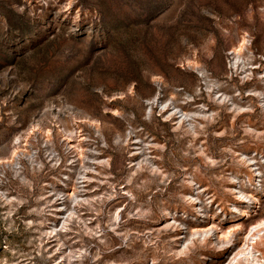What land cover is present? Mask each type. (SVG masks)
Returning a JSON list of instances; mask_svg holds the SVG:
<instances>
[{"label": "rangeland", "instance_id": "rangeland-1", "mask_svg": "<svg viewBox=\"0 0 264 264\" xmlns=\"http://www.w3.org/2000/svg\"><path fill=\"white\" fill-rule=\"evenodd\" d=\"M262 219L264 0H0V264H226Z\"/></svg>", "mask_w": 264, "mask_h": 264}, {"label": "bare ground", "instance_id": "bare-ground-1", "mask_svg": "<svg viewBox=\"0 0 264 264\" xmlns=\"http://www.w3.org/2000/svg\"><path fill=\"white\" fill-rule=\"evenodd\" d=\"M183 117H180L182 118L181 123H185ZM209 237H210V232L208 231L200 235V239L204 242L207 241ZM263 240H264V219L258 221L255 225L251 226L248 235L246 236L244 246L240 250L235 252L229 258V261L226 264H264V257L262 256V253L259 254L261 250H258V246L262 242H264ZM230 243L231 240L224 241V243L221 246H219L220 250L224 251L227 250L228 248L231 249Z\"/></svg>", "mask_w": 264, "mask_h": 264}]
</instances>
